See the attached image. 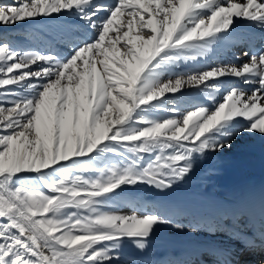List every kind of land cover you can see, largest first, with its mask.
Listing matches in <instances>:
<instances>
[{
  "label": "snow or ice",
  "instance_id": "6c2138e0",
  "mask_svg": "<svg viewBox=\"0 0 264 264\" xmlns=\"http://www.w3.org/2000/svg\"><path fill=\"white\" fill-rule=\"evenodd\" d=\"M40 22L43 50L10 34ZM237 22L260 33L244 61L172 72ZM186 88L204 100L168 99ZM242 135L264 138V0H0V264H121L125 241L143 252L173 219L134 195L129 214L104 209L170 190ZM244 236L240 251H264V230Z\"/></svg>",
  "mask_w": 264,
  "mask_h": 264
},
{
  "label": "bare ground",
  "instance_id": "6f19581e",
  "mask_svg": "<svg viewBox=\"0 0 264 264\" xmlns=\"http://www.w3.org/2000/svg\"><path fill=\"white\" fill-rule=\"evenodd\" d=\"M45 28L43 22L24 23L9 31L12 36L19 38L30 33L32 39L22 41L20 46L34 51L46 47L40 35ZM234 31L237 39L213 44L206 56L190 60L178 74L191 73L220 63H240L246 59L245 52L250 54L251 48L261 45L259 30L253 36L250 25L237 22ZM241 47L244 50L237 52ZM221 83L228 86L239 84V81L221 78ZM190 93L194 94L192 97L204 100L201 92L189 88L175 96L168 94V99L187 107L185 101L190 98L187 96ZM157 115L162 117L166 113ZM241 161L244 165L240 164ZM146 189L151 197L140 202L141 209L151 208L162 215H169L173 224L157 226L143 252L125 241L126 253L130 257L127 264H217L221 257L214 250L230 247L235 250L233 260L238 264H264V251L256 250L262 259L260 261L258 256L252 254L255 251H240V245L235 240L239 232L245 234L242 238L248 239L253 235L258 237L264 230L257 210L258 206L264 207V138L244 135L231 148L199 157L190 174L170 190L160 191L147 186ZM177 222L181 227L175 226ZM194 222H199L196 232L190 228ZM241 252L248 253L242 262L235 260ZM205 256L206 263H201Z\"/></svg>",
  "mask_w": 264,
  "mask_h": 264
},
{
  "label": "rangeland",
  "instance_id": "374dc122",
  "mask_svg": "<svg viewBox=\"0 0 264 264\" xmlns=\"http://www.w3.org/2000/svg\"><path fill=\"white\" fill-rule=\"evenodd\" d=\"M25 50H28V51H32L30 49H25ZM242 50H244L243 47H241L237 52H241ZM187 63H190V60L189 61H181L178 63V65L174 66L173 69H172V72L174 74H178V71L182 68V67H187ZM167 74L165 75L164 79H167ZM188 88L185 89V91L187 90ZM194 94L193 93H190V96L187 94L188 97H192ZM244 135L240 136L239 138H243ZM239 138L235 139L232 141L231 143V146L230 147H225V148H231L232 147V144L234 142H238L239 141ZM240 164H243L244 165V162H240ZM239 164V165H240ZM145 189V190H144ZM135 196L136 197V200L139 202H142V201H146L148 200L150 197H151V194L147 191L146 189V186H141L135 193H128L126 192L121 198L120 200L116 203V204H113V205H109L107 206L104 210L105 211H115L116 213L118 214H121V213H125L126 214L130 213L132 211V207H133V204L129 202V197L130 196ZM145 196V197H144ZM140 198V199H139ZM145 199V200H144ZM129 207V208H128ZM124 210V211H123ZM127 244H123V248L121 249V264H127L129 262V259L130 257H128V254L126 253V246ZM245 257V254L244 255H240L239 256V259H240V262H241V259ZM207 256L203 257L201 259V263H206L205 261L207 260L206 259ZM127 261V263H126ZM257 264V263H256ZM258 264H263V262H260Z\"/></svg>",
  "mask_w": 264,
  "mask_h": 264
}]
</instances>
